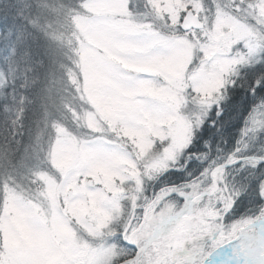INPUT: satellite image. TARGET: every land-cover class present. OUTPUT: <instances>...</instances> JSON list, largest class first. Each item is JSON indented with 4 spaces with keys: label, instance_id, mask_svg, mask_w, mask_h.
<instances>
[{
    "label": "snow or ice",
    "instance_id": "6c2138e0",
    "mask_svg": "<svg viewBox=\"0 0 264 264\" xmlns=\"http://www.w3.org/2000/svg\"><path fill=\"white\" fill-rule=\"evenodd\" d=\"M0 264H264V0H0Z\"/></svg>",
    "mask_w": 264,
    "mask_h": 264
}]
</instances>
